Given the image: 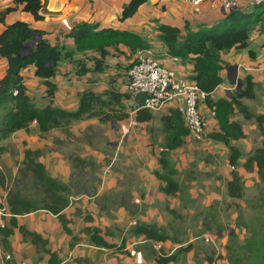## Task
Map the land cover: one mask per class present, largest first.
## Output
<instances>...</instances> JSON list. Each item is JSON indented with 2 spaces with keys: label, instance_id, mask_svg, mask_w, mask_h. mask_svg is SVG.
<instances>
[{
  "label": "trees",
  "instance_id": "obj_1",
  "mask_svg": "<svg viewBox=\"0 0 264 264\" xmlns=\"http://www.w3.org/2000/svg\"><path fill=\"white\" fill-rule=\"evenodd\" d=\"M147 1L129 0L122 8L118 21L123 23L131 19ZM12 2L16 7L22 6V11L31 14L35 21L43 19L40 12L45 9L46 0H12ZM12 10L14 9L8 8L0 12V23L4 27L0 33V58L6 61L5 71L0 77V142L21 130L31 132L32 124H35L36 132L44 135L52 130L66 131L73 122L82 120L97 119L102 124L122 121L128 118L131 112H134L136 123L148 124L154 120V114L141 108V100L128 101L129 95L114 86H110L101 93H96L90 88L81 90L77 94L78 106L73 111L53 106L57 85L51 79L60 75L62 63H70L71 73L78 78L89 73H104L109 67L106 62L110 56L109 50L112 49L115 53L124 55L125 52L121 50L124 48L129 52L130 59L138 49L151 47L139 33L110 27L101 28L99 23L81 22L75 24L66 35V38H71L74 42V47L69 48L65 45L51 44L48 40H39L38 37L44 33L32 28L24 21L17 20L5 24V17ZM153 21L156 36L168 55L178 58L182 64L191 65L189 79L194 81L203 93V102L214 112L217 123L218 130L209 133L207 138L227 149V162L235 169L240 165V160L246 157L234 145L246 138L243 124L236 117H241L243 121L253 120L264 135V114L254 113L244 103L245 100L256 101L257 84L253 82L251 76L247 75L243 78L241 92L231 99L221 97L213 101L210 95L222 85L221 72L229 66L223 61L222 54H228L232 50L246 49L250 36L256 28L264 34V0L255 1L249 11L238 8L226 12L212 23L196 25L194 30H191L187 23L183 28H178L159 20ZM32 40L36 41L35 44L26 53L22 52ZM89 52L97 56H87ZM248 54L253 57L251 51H248ZM132 61L128 64L127 70L132 65ZM88 63L91 66H88ZM28 67L34 68L33 75L41 78L42 84L46 87L45 94L39 99L45 101L42 106L37 104L38 99L27 94L22 70ZM262 97L264 98V92ZM128 102L131 104L128 105ZM261 108L264 110V102ZM158 121L160 125L157 129L162 133L161 140L156 143L151 141V145L160 149L157 163L168 174L163 175L162 171H156L155 176L164 183L159 188L160 192L168 198H173L180 193L181 184L175 177L181 176L182 172L176 169L172 154L184 147L189 133L175 109L159 116ZM34 155V152H25V161L21 164L23 168L21 166L19 174L24 179L27 172H30L32 180L26 186L24 185L23 189L8 192L9 212L13 216H19L44 210L57 215L66 229L60 213L68 205L70 197L79 193L76 192L79 181L74 180V184L66 185L52 178L42 163L33 160ZM242 167L249 172L256 170V173L264 180V148L256 147L255 150H251L242 163ZM72 171L76 175L81 172L79 170L76 172L75 165ZM244 188L241 175L233 170L230 180L226 183L227 197L234 200L241 199ZM169 213L172 220L169 221L168 228L171 230L175 227V221L181 219V213L175 209H170ZM166 229L158 228L154 224L143 225L136 226L134 233L142 234L150 244H161L167 239L178 244L179 239L175 238L178 232L175 230L174 237L170 238ZM86 232L89 235V242L95 247L102 249L116 247L107 243L99 230L86 229ZM246 232L247 236L241 243L237 242L236 235L233 233L229 235L231 243L226 249L230 263L264 264V231L246 225ZM8 235L9 232L2 230L3 238ZM24 235H29L34 242L40 240L35 234L24 232ZM191 247V245L186 248L180 247L174 253L155 258L154 261L156 264H178L177 257L189 251ZM212 254L206 255L208 264L214 262ZM149 257L151 256H146L145 259Z\"/></svg>",
  "mask_w": 264,
  "mask_h": 264
},
{
  "label": "crops",
  "instance_id": "obj_2",
  "mask_svg": "<svg viewBox=\"0 0 264 264\" xmlns=\"http://www.w3.org/2000/svg\"><path fill=\"white\" fill-rule=\"evenodd\" d=\"M128 1L46 0L45 9L40 12L43 17L41 21H35L31 14L22 11V6L16 7L12 0H0V12L13 8L14 10L5 17V24L17 20L24 21L32 28L44 33L38 37L39 40H48L51 44L65 45L69 48L74 47V42L71 38H66V35L75 24L81 22L99 23L101 28L110 27L139 33L150 44L146 33L142 32V28L154 27L153 20H159L178 28H183L187 23L190 29L194 30L196 25L212 23L224 14L217 4L212 3L191 6L179 0H148L131 19L121 23L118 21V16ZM255 1L258 0H243L242 9L251 10ZM3 28L0 23V33ZM35 42L33 41V45ZM158 43L160 50L164 49L162 43L160 41ZM121 50L125 52L124 55L117 54L112 49L109 50L110 56L106 59L109 67L100 74L89 73L78 78L71 73L70 63H62L60 75L51 79L57 85L53 106L67 111L75 110L78 106V92L87 88L101 93L110 86H114L121 92H125L127 73L124 66L125 58L130 63L133 56L129 59V52L124 48ZM248 51L253 53V57L248 54ZM92 55L97 56L91 52L87 53V56ZM221 57L229 66L221 72L223 83L211 93L210 98L213 101L221 97L231 99L228 97L230 91L233 88L238 89L239 85L242 90L243 78L249 75L257 84L255 94L262 104L264 98L260 93L264 92V34H261L256 28L250 36L246 49L232 50L228 54H222ZM161 62L180 77L189 78L191 75L190 64H182L180 60L174 62L170 57H162ZM88 66L91 64L88 63ZM5 68L6 61L0 58V77ZM33 71V67H28L22 70V75L27 87V94L39 100L45 94L46 87L42 84L41 78L33 75ZM66 73L69 74L66 75ZM74 78L81 80L77 83L83 87H69ZM128 101L132 102L133 100ZM130 102L128 105L131 104ZM251 102L248 101V107L252 106ZM44 103L43 100L37 102L39 106ZM125 104H127L126 101ZM171 109H173L171 105L167 106L161 115L168 114ZM199 111L206 117V134L217 131L216 120L211 116V110L203 102V97L199 101ZM256 113L264 114V110ZM89 125L106 127L109 130L112 129L114 133L125 135L127 144L132 141L130 148L126 150L122 149L119 143L115 145L112 141L107 142L108 149H111L114 154L111 158H107L109 159L107 166L114 170L119 163L127 172L109 170L104 166L106 157L103 154L105 151L99 148V150H92L85 145V142L79 140L78 130L82 131L83 127ZM142 125L144 124L134 121V112H131L128 118L118 122L102 124L97 119L73 122L67 129V134L71 135L69 139L63 136L65 131L62 130H52L47 134L40 135L35 131V124H32L31 132L27 133L21 130L4 140L18 149V155L15 157L17 162L14 157L12 160L19 166L25 161V151H39L43 157H40L38 161L43 164L47 173L66 185L74 184V180L83 181L88 178L86 170L78 175L73 173L72 163L66 156L72 149L78 148L81 151V158H92L98 166L102 167V170L96 174L98 179L96 187L101 191L98 198L94 199L81 192L73 194L66 208L60 213L67 231L57 215L44 210L25 215L13 216L11 214L10 217H2L1 223L4 224V228L0 229V264H5L4 257L6 255L10 256L8 261L11 264H156L154 260L159 258L160 253L156 250L155 244L147 242L142 234H135L134 229L136 226L152 224L158 228H168L170 220L166 214H163L162 205L165 201L170 200L160 192L159 188L164 183L155 176V172H160L161 168L152 153H156L158 156L160 149L158 148V152H156L151 142L148 147L146 139L143 140V138L130 133L133 128L142 127ZM148 132L151 138L149 129ZM50 136H55L61 141L59 152L53 149V140ZM160 140L161 137L157 141ZM92 143L95 146H101L102 142ZM222 150V154L227 155L226 149L222 147ZM119 151L124 152L126 156L129 153V160L135 167L131 166L129 161L119 159L116 155ZM2 158L4 161H8L10 153L4 151ZM230 169L234 168L230 167ZM170 209L174 208L170 207ZM86 229L99 230L104 240L116 247L113 249L95 247L89 242ZM2 230L9 232L6 238L1 235ZM24 232L35 234L40 240L34 242L29 235H24ZM161 247V252L168 255L177 249V247L174 248L170 239L161 243ZM146 256L151 257L145 259Z\"/></svg>",
  "mask_w": 264,
  "mask_h": 264
},
{
  "label": "rangeland",
  "instance_id": "obj_3",
  "mask_svg": "<svg viewBox=\"0 0 264 264\" xmlns=\"http://www.w3.org/2000/svg\"><path fill=\"white\" fill-rule=\"evenodd\" d=\"M242 7L243 0H241L239 5V8ZM154 30V27H148V29L142 28V32L144 34L146 33L150 41V48L157 51L160 50V45ZM125 59L126 63L124 66L127 69L129 60L127 58ZM65 70L67 71V69ZM68 74L66 73V75ZM79 81L81 80L74 78L69 87H83L77 83ZM260 95L262 94L260 93ZM244 102L248 105V101ZM251 104L252 106L250 108L253 112L263 111L259 97L256 99V102H251ZM160 115L161 112L154 114V120L150 124L135 127L132 132L128 131L134 136L143 138V140L146 139V145L150 147L149 142L156 143L158 138L162 136V133L157 129L160 125L158 121ZM236 119L243 124V129L246 134L245 139L234 144L241 150L242 154L247 157V154L251 150H255L256 147L264 148V135L261 134L257 124L253 120L243 121L241 117H236ZM148 129L150 130L151 138L149 137ZM67 132L66 130L63 136L69 139L71 135L67 134ZM78 132L79 140L85 142L88 148L105 151L103 154L106 157L104 160L106 161L105 167L112 171L127 172L123 170L119 163L114 170L107 166L109 163V159L107 158L114 156L111 152L112 150L108 149L107 142L112 141L115 145L119 143L122 149H129L132 141L127 144L125 142V135L114 133L112 129L109 130L106 127L91 125L83 127L82 131L78 130ZM130 136L129 134V138ZM50 138L53 140V149L59 152L61 141L55 136H50ZM96 141H99V143L102 142L101 146L93 145L92 142ZM222 147L219 143L208 140L206 134L201 141L187 138L184 147L173 153V158L176 160V169L182 172L181 176L175 177L181 184V190L176 197H167L170 201H165V205L163 204L162 207L163 214H166L169 220H172L169 213L170 207H173L177 212L180 211L181 219L175 221V227H172L171 230L170 228L166 230L170 238L174 237L175 230L178 232L175 238L179 239V243L175 244L171 241L174 248L177 247L178 249L180 247L186 248L189 245L192 246L189 251L183 252L177 257L178 264H208L206 255L208 256L213 252V264H231L226 249L231 243L229 235L233 233L237 236V242L241 243L247 236L246 225H251L259 231H264V180L260 178L256 170L249 172L242 167V163L246 159V157H243L240 160V165L233 169L242 177L245 186L243 195L239 200L229 199L226 194V183L231 178V172L233 170L230 169L231 166L227 162V155L222 154ZM153 149L158 152L157 146H153ZM4 151L10 153V159L8 161H4L2 158ZM27 151L35 153L33 160L37 162L40 157H43V154L39 151ZM80 152L76 148L68 151L66 154L72 163V167L74 165L76 166V172L78 170L81 172L86 170L88 173L86 180L79 181V188H76V192H81L86 196L97 199L101 191L96 187L98 185L96 174L101 172L102 167L98 166L92 158H81ZM16 155H18V149L12 147L9 142H0V196L5 197L6 200L8 198V192L21 190L24 188V185L26 186L32 180L30 172H27L24 179L21 178L19 172L23 166L21 165V168L16 163ZM116 155L119 159L129 161L130 165L135 167L129 160V153L126 156L124 152L121 153L119 151ZM152 155L157 159L156 153H152ZM13 157L16 162L12 160ZM126 167L130 168L128 166ZM92 170L95 171L93 172ZM161 171L163 175L168 174L166 170L163 171L161 169ZM94 180L97 181L94 182ZM139 211L141 212V210ZM205 238H209L211 242H206L204 240ZM159 253L165 254L161 251ZM4 261L5 264H11L8 260L4 259Z\"/></svg>",
  "mask_w": 264,
  "mask_h": 264
},
{
  "label": "built area",
  "instance_id": "obj_4",
  "mask_svg": "<svg viewBox=\"0 0 264 264\" xmlns=\"http://www.w3.org/2000/svg\"><path fill=\"white\" fill-rule=\"evenodd\" d=\"M185 4L196 6L202 3L217 4L223 12H229L239 8L241 0H179ZM240 9V8H239ZM162 57H170L172 61H179L168 55L166 49L154 50L152 48L138 49L133 55L132 65L126 75L125 92L131 100H141V108L158 114L167 106H172L181 116L188 130V139L201 141L206 136V117L199 111V101L204 98L196 83L189 78L180 77L174 71L165 67ZM233 94L236 88L231 90ZM210 114L214 117V112ZM233 169V167H231ZM8 202L0 196V229L4 228L1 223L2 217H10ZM211 242L209 238L204 239ZM157 251H161V244H156ZM168 254H162L165 256ZM5 260H10L6 255Z\"/></svg>",
  "mask_w": 264,
  "mask_h": 264
},
{
  "label": "water",
  "instance_id": "obj_5",
  "mask_svg": "<svg viewBox=\"0 0 264 264\" xmlns=\"http://www.w3.org/2000/svg\"><path fill=\"white\" fill-rule=\"evenodd\" d=\"M33 45V41L29 42L22 50V52L26 53L28 50H30V47ZM241 92V88H240V85L237 89V92L236 94H233L232 92L229 93L228 97L232 98L233 96L237 95L238 93Z\"/></svg>",
  "mask_w": 264,
  "mask_h": 264
},
{
  "label": "clouds",
  "instance_id": "obj_6",
  "mask_svg": "<svg viewBox=\"0 0 264 264\" xmlns=\"http://www.w3.org/2000/svg\"><path fill=\"white\" fill-rule=\"evenodd\" d=\"M225 13V12H224ZM129 69V68H128ZM128 71V70H127ZM126 75H127V73H126ZM126 93V92H125ZM159 244V243H158ZM156 245V244H155ZM160 255H162V254H159V257H162V256H160ZM165 256H167V255H165Z\"/></svg>",
  "mask_w": 264,
  "mask_h": 264
}]
</instances>
